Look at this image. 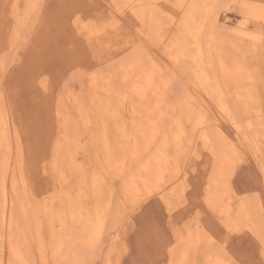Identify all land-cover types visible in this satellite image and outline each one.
<instances>
[{
  "label": "rangeland",
  "instance_id": "rangeland-1",
  "mask_svg": "<svg viewBox=\"0 0 264 264\" xmlns=\"http://www.w3.org/2000/svg\"><path fill=\"white\" fill-rule=\"evenodd\" d=\"M24 1L20 0V6L15 14L17 16L14 18L12 4L10 6L7 0H0V59L2 58L0 69L3 65L9 68L7 75L0 71V115L7 118L10 132H14L13 135L17 138L18 146L14 147L15 149L12 148L14 149L12 158L18 164L14 170L16 169L17 176L21 175L24 179L27 196L23 201L27 214L17 232H15L16 228L11 232L12 239L9 238V234L5 235L3 245H0V258L4 261L10 260L11 249L9 247L12 241L16 244V248L20 244L23 246L26 257L29 256L33 264H58V260L51 256L47 248L54 246L62 229L54 226L48 227L44 208L46 206L47 209L51 200L57 197L63 208L69 204L73 205L78 196L81 173H84V176L96 173L97 177V174H104L101 171L103 169L106 182L100 188L103 193L102 203L97 204L102 206L110 203L111 211L109 219H106L98 232L93 251L88 255L92 259L89 258L87 264H152V262L170 264L173 252L170 253L169 249L174 248V253H176V249L190 234L195 237L197 235L200 240L198 239L196 248L190 250L185 264L188 261H198L199 264H203L204 257L208 254L218 256L220 260H223V254H218L210 248L207 240L201 239V234L204 232L203 224L198 225L192 222L186 214L176 217L179 221L175 224L176 231H170L162 240L147 238L143 233L142 217L136 216L135 213L128 218L126 223L122 221L126 210L132 207L133 198H135L125 193L124 183L129 175L137 176L138 171H142L141 168L146 165L150 173L156 171L157 168L153 161L157 156L161 157L157 149L162 136L152 135L151 142H148L145 139L149 140L147 137L151 135L149 130H146L144 135L139 134L136 139L139 165L132 162L130 168H125L121 172H119L120 168L113 164L106 169L103 162L104 153L99 150L100 145L93 140L95 141L96 134L101 131L102 126L100 125L104 122L110 123V118L90 113V125L85 128L81 108H89L99 101L100 97L91 94L92 88H98L109 81V87L113 90L114 85L119 83V80L115 79H119L124 74L121 66H126L136 54L146 62L149 60L147 63L157 68L162 67L161 72H167V75L165 74L167 85H158L159 90L157 89L158 92H156L162 97L161 114L163 117L153 108L155 105L153 99L151 111L157 116L155 122L162 123L161 132H165V137L168 138L175 129H178L175 121L179 119L184 136L192 142L175 163L172 162L167 166V171L172 172L176 169L177 174L175 175L178 176L168 175V172H165V185L161 189L162 192L160 191L161 194L158 193L151 197L153 206L162 205L163 202L160 199L162 193H168L178 186L179 195L186 198L185 202L189 206L201 204L206 207L207 180L211 176L213 161L208 156L207 149L199 144V135L205 127L201 126L199 130L194 131L192 124L183 118L179 110L178 100L186 101L189 97L192 100L187 106L193 109V117L196 118L197 113L201 112L205 114V120L210 124L218 120L220 131L224 132V135L233 143L232 146L235 147L232 157L237 153L245 156V163L241 165L245 172L238 177L234 176L227 184L229 195L227 194L226 197L233 198L234 206L240 202L249 206L252 221L255 226L259 227L264 217V199L257 190L258 186L249 183L244 176L250 169L255 168L257 157L264 152V0H227L234 6L229 11L213 10L210 7L220 0L213 1L211 5L209 1L206 4L203 0L196 7V11L203 12V9L208 6L204 33L207 34L210 30L212 38L209 42L204 40L207 37L200 40L203 54L206 55V68L208 75L214 81L213 85H216L213 87H217L219 92L227 95L225 100L231 115L239 124V131L232 127L228 120L220 116L216 98L212 99L209 93L203 92V88L194 86L188 59L180 61L175 67L171 64L167 54L171 46L170 50H173L179 33L176 31L177 22H180L178 16L175 17L177 20L175 25L164 16H160V20L158 18L159 21L155 22L156 25L141 26L139 21L127 12L122 14V19L119 18L118 9L114 5L117 3L123 5L122 0H35L33 10H25ZM157 3L159 5L155 6V12H164L165 16L175 15L171 5H167L162 0ZM9 9L12 10V14ZM200 15L203 14L200 13ZM113 16L120 20L117 21L121 25L119 44L116 43V36H110L108 32L97 31ZM70 18L72 21L79 19V29H75L74 23L70 24ZM209 26L215 28L209 29ZM13 29L19 31L17 39ZM159 29H162V33ZM157 30H159V35H157ZM91 34L96 36L93 37ZM72 41H75L81 49H87L89 53L95 48L102 50L105 55L93 61L94 71L98 70L95 76L89 75L84 79H76L66 84L63 50ZM133 46L134 49H132ZM211 70L213 72L209 73ZM102 100L100 103L105 105ZM122 109L119 111H123L125 116ZM179 116H182L181 119ZM125 123L128 128L129 123L126 121ZM248 125L252 128L247 129ZM37 129L43 130V135L39 139L36 135ZM127 132L130 135V128ZM245 139L253 141L249 143ZM124 140L127 144L129 138ZM117 141L113 140V147L109 150L112 160L116 157L114 153L117 152L114 146H118ZM57 145L60 146L59 151L56 149ZM70 148L73 149L74 167L77 169L80 167L82 171L71 172L72 163L68 161ZM194 148H197L195 152ZM15 150L18 158H15ZM172 154L173 152L168 150L164 155L169 157ZM1 157L0 154V160ZM37 170H39V175H37ZM109 192L111 197L104 198ZM18 205L16 203L14 209L16 214L19 213ZM219 205L217 215L222 210ZM83 208L87 211L90 203L83 204ZM112 214H117L119 220H115L118 216ZM133 216L135 219L132 218ZM38 221L43 227V243H40L37 236ZM204 223H208L207 218ZM68 226L74 237L80 235L81 224L76 223L72 226L69 224ZM180 231L185 237L178 239L177 234ZM39 244H43L44 247Z\"/></svg>",
  "mask_w": 264,
  "mask_h": 264
},
{
  "label": "bare ground",
  "instance_id": "bare-ground-1",
  "mask_svg": "<svg viewBox=\"0 0 264 264\" xmlns=\"http://www.w3.org/2000/svg\"><path fill=\"white\" fill-rule=\"evenodd\" d=\"M7 1L10 3V6L12 4L13 12H14L13 17L15 18L17 16L15 14L17 13L18 8L20 6V0H7ZM122 1L124 2L123 5H127V7L117 10L119 18H121L124 12H127L133 15L139 21L141 26L145 24H147L148 26L149 25L151 26L152 24L156 25L157 23L155 22L160 20L159 18L160 16H164L166 19L170 20L171 23L176 24L177 20L175 19V17L176 16L179 17L180 22L179 21L177 22L178 23L176 25L177 28L174 27L177 29L176 31H179V33L177 32L178 36L175 39L176 41L174 40L175 41L174 48L173 50H170L172 47L170 44L169 46L171 47L170 49L168 48L169 53L167 55L169 56L171 64L174 65L175 67L180 61L182 60L184 61L185 59H188L190 62L191 72L194 78V86L196 87L197 85V88H203L204 90L203 92L209 93V95L212 96V99L213 97L216 98L217 105L220 111V116L224 120H228L231 123L232 127H234L235 129H237V131H239L240 130L239 124L235 120V118L231 115L229 106L225 100V96L227 95L223 92H219L217 87L216 88L213 87L216 85H213L212 82L214 81H212L211 77L208 75V71H207L208 69L206 68V61H205L206 55L203 54V49L200 40L207 37L204 40L206 41L208 40L207 42H209V40L212 38L210 37L211 35L210 30L207 34L204 33L205 32L204 21H205V15H207L208 13V8H207L208 6L205 7V9H203V12H198L199 10L196 11V7H198V4L202 3L203 0H162L164 1V3H167V5L169 4L172 6L173 10L175 11L174 16H171L169 13H168L169 15L165 16L164 14L166 13L164 12L161 13L160 11L159 12L157 11L158 12L157 13L154 11L155 6L157 7L159 5L157 3L159 0H122ZM205 1L206 4L209 1L210 5L211 3H213V1L218 2V0H205ZM24 2H25V7L24 6L23 7L25 10H33V8H35V4H36L35 0H25ZM173 5H176V7H173ZM10 13L12 14V10L10 11ZM200 13H202L203 15H200ZM209 27H210L209 29L212 28V26ZM159 30H157V32ZM161 30L159 32H161ZM13 31L14 34L17 35L16 37L17 39L19 37V31L18 29L16 30L13 29ZM159 32L157 35H159ZM174 37L176 36L174 35ZM166 39L168 41V38ZM140 44L138 43L139 46ZM132 49H134V46ZM131 51L134 52V50ZM147 62L146 60L142 59V57H139L138 54L133 56L129 61V63L126 64V66H121V69L123 70L122 72H124V74L120 76L119 79H115V80H119V83L114 85V89L112 90L109 87L110 85L109 81L99 86L98 88H92V91L90 90L91 94L100 97L99 101L95 102V104L91 105L89 108H84V107L81 108L82 111L84 110L83 112L81 111V116L83 117L82 119L84 120L85 128H88V126L90 125V120H89L91 116L90 113L91 114L94 113L99 116L100 115L104 116V118L105 116L107 118H110V123L104 122L102 125H100L102 126L101 131L100 133L96 134L97 136L95 137V141L93 140V142H97L98 145H100L99 150L104 153L103 162L105 163L106 169H109V166L113 164L118 168H120L119 172H121L124 171L125 168L126 169L130 168L132 162L139 165L138 160L140 158L138 156V152H137L138 148L136 146L137 145L136 139L137 136H139V134L144 135L146 130H149L148 132H150L149 134H151V135H147L149 140L145 139V141L148 142L149 141L151 142L152 135L156 136L158 134L162 136V141L160 143L159 148L157 149L158 150L157 152L159 155H161V157L157 156L155 161H153V164H155L154 166H156L157 168L156 171L150 173L149 167L146 165L144 168H141L142 171L141 170L138 171L137 176L129 175V177H127L126 179V182L124 183L123 188L125 193L128 196H132V197H136L147 187H155L156 191L161 194L162 192L161 189H163L165 185L164 183L165 172H168V175L177 174L176 169L172 170V172L169 170L167 171V166L171 165L172 162L175 163V161L178 160L181 154L186 151L185 148L191 146V142H192L191 140H188L186 136H184V131L180 126L179 119L175 121L176 122L175 124H177L176 128L178 129L177 130L175 129L171 137L168 138L165 137L166 136L165 132H161L162 123L158 124L157 122H155L156 120L155 118L157 116L155 113L151 111L152 108L151 103L153 102L154 99L155 105H153V108L156 109L157 112L161 114L162 97L160 93H157L158 92L157 89L159 90L158 85L159 86L167 85V78L165 76L167 72L166 73L161 72V70L163 69L162 67H161L162 69L157 68L156 66L151 65ZM212 72L213 71L211 70V72L209 73ZM119 84L121 85L120 87ZM154 96L156 97L152 98ZM100 100L104 101L103 103H105V105L100 103ZM190 100H192V98L190 99L189 97L187 98L186 101L179 99L177 104L179 105V110L181 111V115L183 116V118L187 120V122L192 124L194 131L199 130V127L201 126L205 127L204 129L201 130V133L199 135V144L207 149L208 156H210V159L213 161L211 176H209L207 180V188H206L207 199L212 200L217 206L220 204L219 206H221L220 208H222V210L219 212V215L223 214L226 218L239 217L245 222L254 225L251 218L249 206L241 202L238 205L234 206V202L232 201L233 198L226 197L228 194L227 192L228 185H225L221 179L222 175L227 170V166L231 161L232 155L235 152V147L232 146L233 143L229 138H227L226 135H224V132L220 131L218 120L210 124L205 120L206 117L205 114L201 112H198L196 118H194L193 109L187 106L189 105V103H191ZM121 109L124 110L125 116L122 113L123 111L122 112L119 111ZM1 115H0V154L2 157L0 160V245H3L5 235L9 234V238L11 237L12 239L13 236H10L11 232L15 228H16L15 232H17V230L20 228L19 227L20 223L24 220V217L27 214V210L23 202L26 196V188H25L26 184L22 176L19 175L20 171L18 173L19 176H17V174L15 173L16 169L14 170V167H16V165L18 164L12 158L13 150L15 149L14 147L18 146V142H16L17 138L14 137L13 135L14 132L13 133L10 132V127L7 118ZM182 116H179L180 119ZM161 117H163L162 114ZM125 121L129 123L128 128H130L131 131L130 135H128L129 134L127 132L128 128ZM248 126L247 129L252 128L250 125ZM63 127L64 125L62 126V128ZM126 138H129L127 144L124 143L125 141L124 139ZM113 140L114 142L118 140L117 141L118 143H116L118 144V146H116L114 143L115 151L117 152L114 153V155L116 156L114 160L111 159V152H109V150H111L113 147L112 146ZM245 140L248 141L249 143L253 141V140L250 141L248 139ZM56 149L57 151H59L60 146L57 145ZM72 150L73 149L70 148L68 153L69 155L68 161L69 162L71 161L70 163H72V167H70L71 172L82 171L80 167L79 169H77L73 165L74 163L73 161L75 159L73 158L74 156L72 155ZM168 150L170 152H173V154L169 157L164 155L165 152H167ZM193 150L195 152L197 148H194ZM14 152L16 155L15 158L16 157L18 158L16 150ZM195 156L197 157V153L195 154ZM101 171L104 174H97V177L95 176L96 173H93L92 175L86 174V176H84L85 175L84 173H81L82 178L78 186V196L76 195L77 197L74 200L75 202L73 205L69 204L68 206L63 208L62 206H60V200L56 196L57 199L54 198L53 200H51L48 208L46 209V206L44 208V212H46V219L48 221L47 224L49 225L48 227L51 228L54 226L57 229H62L54 246L52 245L49 247L47 246L48 247L47 249L50 250V253L52 254L51 256H54L59 263L70 264L72 262L73 263L78 262L80 264H87V261L90 258L88 255L90 254L91 251H93L95 239L98 236V232L101 230L102 225L106 221V219H109L108 216L111 211L110 203L103 204L102 206L101 204L99 206L97 204V203H102L101 198H103V193L100 188L102 184L106 182L105 170L102 169ZM141 187L143 188L141 189ZM177 187L172 188L168 193L165 194L162 193V196L172 195L174 193L175 188L177 189ZM109 196L111 197L110 192L106 194L104 198H107ZM16 203L19 204L18 205L19 213L17 214L14 212V209L16 208ZM88 203H90V208L86 211V209L83 208V204L87 205ZM116 213H118L119 215L118 211ZM112 215L118 216L117 214H112ZM68 216L70 217V220ZM115 220H119V216L117 219L115 217ZM76 223L81 224L82 231L80 232L79 236L74 237L71 234L72 230L68 229L69 227L68 225L71 224L72 226L73 224ZM23 235H21V237ZM31 236L32 235H30V237ZM37 236L40 240V243L41 242L43 243L42 241L43 227L41 222L39 221H38ZM198 239L200 240V238H198L197 235L196 237L194 235L191 236V234L187 236L186 239H184L183 242L179 245V247L177 246L178 249H176L177 250L176 253H174L173 251V253L171 254V262H174V264H185V260L188 257L190 250L196 248ZM39 245L44 247L43 244H39ZM17 247L18 248H16V244L11 241V246L9 247V249H11L9 254L10 260L9 261L5 260L6 261L5 262L3 259L0 258V264H33L31 258L29 256L26 257L23 246L20 244ZM41 259L42 258H40V260ZM90 259H92V257ZM218 261H221L218 256L216 257L214 255L208 254L204 257L203 264H217Z\"/></svg>",
  "mask_w": 264,
  "mask_h": 264
},
{
  "label": "snow or ice",
  "instance_id": "snow-or-ice-1",
  "mask_svg": "<svg viewBox=\"0 0 264 264\" xmlns=\"http://www.w3.org/2000/svg\"><path fill=\"white\" fill-rule=\"evenodd\" d=\"M116 9L127 7V5L115 4ZM176 7V5H173ZM213 10L229 11L233 9V5L227 0H220V2L210 6ZM119 18L113 16L107 23L102 25L97 31L108 32L110 36H116V43H120L121 25L117 23ZM75 24V29L80 28L79 19L72 21L70 24ZM75 29L73 31H75ZM7 38V36L5 37ZM105 55L102 50L93 48L91 53L87 49H81L75 41H72L63 50V59L66 65L64 76L66 77V84H70L73 80L84 79L89 75L95 76V65L93 63L97 58ZM0 71L5 75L9 71L5 65ZM37 138L43 135L42 129H37ZM245 163V156L239 153L235 154L227 170L222 175L221 179L227 185L234 176H240L245 172L241 167ZM39 175V170H37ZM249 182L258 186V191L262 199H264V152L256 159L255 168L250 169L244 176ZM179 188L174 190L170 196H161L162 205L153 206L152 199L157 195L155 187H147L139 195H137L132 202V207L128 208L122 218L124 223L133 213L136 216L142 217L143 233L153 240H162L164 236L168 235L170 231L175 232V224L179 223L176 217L181 214L192 221L203 224L204 232L201 234V239H205L208 245L213 248L218 254H223L224 259L218 261L217 264H264V217L261 219L259 227L247 223L239 217H225L223 214L217 215V205L206 198V207L201 204H192L189 206L185 202L186 198L179 195ZM254 198V197H253ZM135 219V217H132ZM207 218L208 223H204ZM178 239L183 237V232L180 231ZM169 249V252H173ZM158 264V262H152ZM174 264V262H170ZM186 264H199L198 261H188Z\"/></svg>",
  "mask_w": 264,
  "mask_h": 264
}]
</instances>
